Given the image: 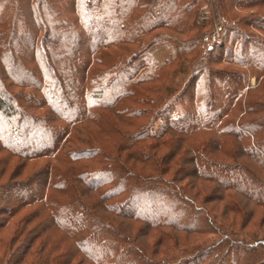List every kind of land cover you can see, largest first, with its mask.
I'll use <instances>...</instances> for the list:
<instances>
[{
	"label": "trees",
	"instance_id": "1",
	"mask_svg": "<svg viewBox=\"0 0 264 264\" xmlns=\"http://www.w3.org/2000/svg\"><path fill=\"white\" fill-rule=\"evenodd\" d=\"M262 8L0 0V264H264Z\"/></svg>",
	"mask_w": 264,
	"mask_h": 264
},
{
	"label": "rangeland",
	"instance_id": "2",
	"mask_svg": "<svg viewBox=\"0 0 264 264\" xmlns=\"http://www.w3.org/2000/svg\"><path fill=\"white\" fill-rule=\"evenodd\" d=\"M193 9L194 10H196V7H193ZM264 8H262L261 10H258V13L260 14V15H262L263 16V18H264V10H263ZM247 13V12H246ZM245 13V14H246ZM262 18V19H263ZM220 26L221 27V25H222V22H221V24L220 23H218L217 21L215 22V24H214V30L212 31H207L205 34H204V36H203V42H204V37L205 36H213V33H214V31H215V28H216V26ZM242 30V29H241ZM244 31V30H243ZM250 31H251V33H253L254 35H257V36H260V37H263L264 36V34L262 33V32H259L258 30H256V29H254V28H252V27H250ZM221 34V33H220ZM209 45H212V43H210V44H208V43H206V42H204V46L205 47H207V46H209ZM158 55H159V57L162 59L164 56H163V54H162V52H158ZM258 84H260L259 86H258ZM250 86H251V88H254V89H252L251 91H253L251 94H250V99L252 100V99H254V100H256V101H258V102H260L261 104H263L264 105V81L262 82V80L261 81H259V83H257V79L254 77V78H252L251 79V81H250ZM257 89V90H256ZM247 94H248V91L246 90V93H245V96L243 97V101H242V105H243V110L245 111V108H246V106H245V104H246V99H247ZM249 99V100H250ZM248 100V101H249ZM244 115V113L242 114V116ZM240 118H241V116H239V119L238 120H240ZM243 120V122H245V121H248V120H251V117L250 116H246L245 118H242ZM243 122H241V123H243ZM261 173V175H263V177H264V172H260ZM211 188L209 189V190H206V192H203V193H201L202 195H201V199H203V196H208L209 194H211ZM241 200V199H240ZM243 202V201H242ZM222 205H224V204H222ZM210 207V209H213V210H217L220 214L222 213V209L221 208H219V204H218V206L217 205H210L209 206ZM221 207H223V206H221ZM248 211H250V210H246V212H248ZM233 215V214H232ZM263 215H264V211L263 210H257L256 211V214H255V220H259V221H261L262 220V218H263ZM232 217L233 216H231V217H227L225 220H226V222L227 223H230V224H232L233 225V221H232ZM241 219V218H240ZM240 219L238 218V220L240 221ZM175 235H177L178 236V234H175ZM180 236H181V234H179ZM181 238V237H180ZM182 240H184L183 238H181ZM154 240H156V237H154L153 236V238L152 239H150V240H148L149 242H150V244L151 243H154Z\"/></svg>",
	"mask_w": 264,
	"mask_h": 264
},
{
	"label": "built area",
	"instance_id": "3",
	"mask_svg": "<svg viewBox=\"0 0 264 264\" xmlns=\"http://www.w3.org/2000/svg\"><path fill=\"white\" fill-rule=\"evenodd\" d=\"M221 30H222V27H220V26H216V28H215V31H214V33H213V36H205L204 37V42H206V43H208V44H210V43H215V42H217L219 39H220V33H221Z\"/></svg>",
	"mask_w": 264,
	"mask_h": 264
}]
</instances>
